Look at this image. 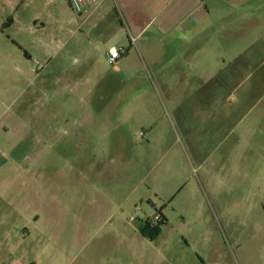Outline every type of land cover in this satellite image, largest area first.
<instances>
[{"label": "rangeland", "instance_id": "374dc122", "mask_svg": "<svg viewBox=\"0 0 264 264\" xmlns=\"http://www.w3.org/2000/svg\"><path fill=\"white\" fill-rule=\"evenodd\" d=\"M78 14L0 0V264H264V130L204 122L140 45L110 66Z\"/></svg>", "mask_w": 264, "mask_h": 264}, {"label": "crops", "instance_id": "0c3cea01", "mask_svg": "<svg viewBox=\"0 0 264 264\" xmlns=\"http://www.w3.org/2000/svg\"><path fill=\"white\" fill-rule=\"evenodd\" d=\"M78 16L90 24L89 32H79L103 41L107 53L123 48L126 57L140 45L154 74L170 78L167 94L199 95L192 107L204 122L222 124L228 134L245 123L249 135L264 130V64L254 63L256 48L264 58V0H103ZM111 41H129V47H109ZM242 73L250 105L236 99ZM224 88L230 101L223 100ZM245 110L247 119L239 121Z\"/></svg>", "mask_w": 264, "mask_h": 264}, {"label": "built area", "instance_id": "2783aa9c", "mask_svg": "<svg viewBox=\"0 0 264 264\" xmlns=\"http://www.w3.org/2000/svg\"><path fill=\"white\" fill-rule=\"evenodd\" d=\"M101 1L103 0H69L73 10L78 13H83L88 8L97 5ZM126 54L127 50L123 48H112L106 54L107 62L110 66H117Z\"/></svg>", "mask_w": 264, "mask_h": 264}, {"label": "water", "instance_id": "95a60500", "mask_svg": "<svg viewBox=\"0 0 264 264\" xmlns=\"http://www.w3.org/2000/svg\"><path fill=\"white\" fill-rule=\"evenodd\" d=\"M25 57H26L27 59H29V60L31 59V57H30V56H28L27 54L25 55Z\"/></svg>", "mask_w": 264, "mask_h": 264}, {"label": "trees", "instance_id": "16d2710c", "mask_svg": "<svg viewBox=\"0 0 264 264\" xmlns=\"http://www.w3.org/2000/svg\"><path fill=\"white\" fill-rule=\"evenodd\" d=\"M157 228V227H156ZM159 235V232L157 233Z\"/></svg>", "mask_w": 264, "mask_h": 264}]
</instances>
